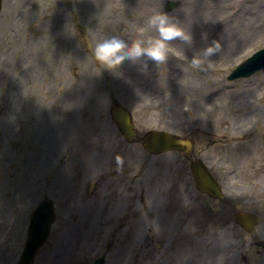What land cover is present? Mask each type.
Segmentation results:
<instances>
[{"label": "rangeland", "instance_id": "374dc122", "mask_svg": "<svg viewBox=\"0 0 264 264\" xmlns=\"http://www.w3.org/2000/svg\"><path fill=\"white\" fill-rule=\"evenodd\" d=\"M156 11L190 36L167 41L163 62L96 57L112 32L129 44L158 37L147 23ZM263 46L264 0H3L0 264H17L44 198L58 219L35 264H89L107 243L106 264H264V70L226 79ZM113 98L132 109L138 137L121 136ZM151 127L192 139L191 158L221 177L224 200L197 191L182 152L147 153ZM236 209L260 215L252 233Z\"/></svg>", "mask_w": 264, "mask_h": 264}, {"label": "water", "instance_id": "95a60500", "mask_svg": "<svg viewBox=\"0 0 264 264\" xmlns=\"http://www.w3.org/2000/svg\"><path fill=\"white\" fill-rule=\"evenodd\" d=\"M0 10H1V0H0ZM264 66V49L256 53L251 59L243 63L233 74L236 73L240 75H249L251 72L257 68ZM113 117L116 123L119 125L123 135L128 138L135 134L133 129V123L131 121V116L128 110L122 108L118 103L115 102V107L113 108ZM144 147L152 153H160L162 151L171 149H181L186 152H190L192 143L188 140H180L176 135H171L167 132L150 131L144 137ZM192 170L197 181V186L202 192H208L210 195L223 198L221 189L218 183L215 181L214 177L208 171L207 167L203 164L201 160L196 161L192 164ZM51 207V205H50ZM32 225L31 237L28 244V257L21 260V264H30L32 262L31 256L34 254L36 249L44 241L47 236V232H42L44 224L48 222L47 215L43 218H39ZM237 220L245 226L248 230L257 222L258 217L248 213H239L237 215ZM93 264H104V259L99 258Z\"/></svg>", "mask_w": 264, "mask_h": 264}, {"label": "clouds", "instance_id": "9594fccd", "mask_svg": "<svg viewBox=\"0 0 264 264\" xmlns=\"http://www.w3.org/2000/svg\"><path fill=\"white\" fill-rule=\"evenodd\" d=\"M147 23L157 29L159 32L158 37L150 38L146 44L140 39H136L129 44L125 36L119 32H112L96 42V57L114 63L122 60L124 57L135 59L146 55L157 62H163L167 58L169 48L167 41L176 37L184 40L190 39L185 30L178 23L174 22L166 12H154L148 18ZM218 47V43H215L214 46L209 45L204 50V54L209 55ZM192 63L198 65L200 63L199 57H193Z\"/></svg>", "mask_w": 264, "mask_h": 264}, {"label": "bare ground", "instance_id": "6f19581e", "mask_svg": "<svg viewBox=\"0 0 264 264\" xmlns=\"http://www.w3.org/2000/svg\"><path fill=\"white\" fill-rule=\"evenodd\" d=\"M6 207H7V203L5 202L4 198H1V200H0V228L2 225L1 220L3 219L4 215L6 214Z\"/></svg>", "mask_w": 264, "mask_h": 264}]
</instances>
